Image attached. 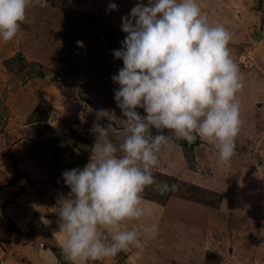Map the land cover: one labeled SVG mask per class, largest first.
Returning <instances> with one entry per match:
<instances>
[{"label": "rangeland", "instance_id": "374dc122", "mask_svg": "<svg viewBox=\"0 0 264 264\" xmlns=\"http://www.w3.org/2000/svg\"><path fill=\"white\" fill-rule=\"evenodd\" d=\"M102 1L39 0L28 8L27 19L13 41L0 38V234L9 231L17 234L14 237H24L15 243L17 264H40L33 252H27L25 246L30 244L27 237H37V241L33 240L37 246L44 237H54L53 233L59 232V197H67L70 192L62 173L87 165L96 142L93 132L96 112L102 106L111 112L116 108L107 105L119 87L112 76L124 66L113 55V50L121 48L119 41L107 43L112 52L104 44L87 51L75 49L73 43H68L71 37L62 40L63 35L56 37L55 31L62 29V34L70 25V11L84 21L87 29V24L95 19L91 15L93 10ZM197 3L205 13L213 8L215 19L232 22L243 15L242 21L248 20L250 27L255 26L252 36L259 28L262 34L258 41L264 39V0H197ZM83 36L88 38L87 34ZM114 37L117 36L113 33ZM45 45L50 46V53H46ZM257 47V51L250 53L251 57L264 61V42ZM81 101L83 106L79 105ZM115 115L124 119L120 108ZM9 118L16 122L8 128ZM116 123L117 129H122L121 122ZM244 132L241 129L239 136ZM173 143L172 150L162 156L160 166L153 173L158 181L176 184L178 189L162 195L149 188L144 198L155 202L157 207L167 206L175 199L198 203L214 211L231 210L240 191V197L253 205V233L242 237L244 233L237 231V236L228 237L208 218L212 223L206 221V226H202L204 242L190 238L198 247L191 251L189 239L173 237L177 229L161 216L146 221L157 223L159 233L153 239L143 238L142 248L133 246L114 258L90 264H264V182L250 174H241L242 161L232 158L230 165H221L214 146L199 138L191 146L175 137ZM263 164L258 166L261 172H264ZM17 176L20 177L15 180ZM216 182L228 183L235 191L208 187L221 185L215 186ZM9 216L19 218L21 224L14 228L12 220L7 219ZM11 242L5 240L6 244ZM58 242L53 247L52 242L45 240L41 248L65 264ZM21 243L23 248L19 246Z\"/></svg>", "mask_w": 264, "mask_h": 264}, {"label": "clouds", "instance_id": "9594fccd", "mask_svg": "<svg viewBox=\"0 0 264 264\" xmlns=\"http://www.w3.org/2000/svg\"><path fill=\"white\" fill-rule=\"evenodd\" d=\"M33 3L39 0H0V38L17 37ZM121 20L126 35L113 55L124 66L112 80L124 119L98 110L89 162L62 173L70 192L59 197V232L53 236L60 237L69 264L106 261L158 235V224L146 223L157 205L143 194L178 189L153 173L172 150L173 137L214 146L227 166L242 128L238 94L244 77L229 48L233 34L211 24L197 0H140Z\"/></svg>", "mask_w": 264, "mask_h": 264}, {"label": "crops", "instance_id": "0c3cea01", "mask_svg": "<svg viewBox=\"0 0 264 264\" xmlns=\"http://www.w3.org/2000/svg\"><path fill=\"white\" fill-rule=\"evenodd\" d=\"M139 2L140 0H103L102 4L99 7H97L96 10H93L94 14L92 13L91 15H94L95 19L90 21L89 22L90 24H87V29H84V21L80 20V18H77L76 14L70 11L71 13L70 18H72L70 25H68V27L65 28L66 30H64L62 34H61L62 29L57 30L56 28L55 29L57 34L56 37H60V35H63L62 40L67 37H71L68 43H73L74 48L76 46L75 49L79 47L77 45V41H82L84 47H79L81 49H86L88 51L89 48L92 47L101 48V44L102 45L104 44V47H107L112 52L111 48L107 45V43L119 41V45L122 46L121 41H123L126 35L124 32L121 31V24H122L121 17L129 15L130 10L134 7L135 4ZM110 3H115L118 6L117 10L109 9L108 6ZM143 3L147 5L148 0H143ZM213 13H214L213 8H208L206 14L208 16L209 22L213 25L215 24L223 25L228 31H230L233 34V40L230 43L229 48L235 60H237V57L240 56L239 58L240 62L237 61L236 62L238 63L240 67V71L244 77V88L242 92L238 94V98L241 105L240 118L243 122L242 123L243 126L241 129H245V132L242 133L240 136L238 135V137L236 138L237 147L233 158L238 162L242 161L244 163V166L239 170L241 171V174H250L260 179L262 182H264V172H261L260 168H258V166L259 167L262 166V163L264 162V61H262L261 58L257 59L256 61V59L254 60L251 57L252 54H250L253 53L254 51H257V48L259 47V46L257 47V45L264 42L263 38L262 40L260 39V41H258L259 38L261 37L262 32L258 28L257 29L258 31L257 32L255 31V33H253L255 36H252V31L256 30L255 26L250 27V25H248L249 23L247 22L248 20L245 22L242 21L244 20L243 15H241V17H239V19H236L235 21L228 22L220 18L215 19ZM60 21L62 23V20ZM65 23L66 22L64 20L63 24ZM67 31L69 32L66 33ZM71 32L73 33V36ZM113 33L114 36L117 37L113 38ZM86 34L88 35L89 39L83 36ZM95 35L99 37H95ZM49 36L52 37V34L50 33ZM45 47H46V53L47 51L50 53L49 51L50 46L48 47L47 45H45ZM45 56L48 57V55ZM78 56H80V53L78 54ZM60 58H62V56ZM251 58L252 61L249 60ZM248 61H250L251 63L249 64ZM244 62H246V64H243ZM80 98H78L79 101ZM85 101H87V99H85ZM82 103H83L82 101L81 103L79 102V105L83 106ZM107 106L116 107L115 110L112 111L114 112V114L115 112H117V108H119L117 106L115 99H113V101ZM101 108L103 109V106ZM138 110L140 111L141 115H146V113L143 112V109H138ZM12 112L15 113L16 111L14 110ZM8 115H9L8 112H6L5 117L7 118ZM116 117L119 116L116 115ZM15 122L16 120H14L13 118H9L7 123L8 128L10 125L15 124ZM100 123L104 126L107 125L106 120H101ZM115 125H117L116 122ZM188 144L191 146L193 143H188ZM205 144L206 143H204V145ZM215 162L217 161L215 160ZM210 164H214V163L210 162ZM239 178L242 180L241 175L239 176ZM19 182L22 181L20 180ZM215 186H219V187H214L210 184L208 185V187L210 188L222 187V190L225 191H232V190L235 191V188L231 190V185L228 183L216 182ZM247 191L249 192L248 188ZM234 200L236 201L234 205L231 206L232 208L231 210L223 208V210L214 211L213 209H205L202 206H200L198 203L195 204L193 202H189L185 200L178 201L173 199L167 204V206H158L156 208V215L153 217V219L157 220L158 217L162 216V218H164L166 222H169L168 223L169 225H174L175 228L177 229V233L176 236L173 237H179L180 239L182 237L185 241H188L189 239V241L191 242L190 243L191 251L192 250L195 251L197 250L198 247L196 244H193L195 242L190 238L197 237V240L204 242L203 237L205 235H203L202 226L204 227L206 226L204 225V223L206 224V221L209 223L215 222L218 228L221 227L220 229L222 231V235L225 234L228 237L237 236L236 235L237 231L244 233V235L242 234V237H247L250 232L253 233L254 225L251 219L252 218L251 211L253 208L252 203L250 201L248 202L247 199L241 198L240 191L237 194V196H235ZM7 219L12 220L14 228H17L16 226L17 224H21L18 220L19 218L16 219L14 216L11 217L9 216V218ZM193 222L194 223L197 222V225H194ZM174 226H172V228ZM14 234L15 233H11L9 231H4L1 232L0 234L1 245L5 249L3 250L2 247H0V264L1 261L2 262L5 261L4 262L5 264H17L14 262V255L16 252L15 250H17L14 248L16 246L15 243L17 241L24 239V237H14L15 235H17ZM36 238L37 237H27V240L30 242V244L25 246L28 249L27 252H33L32 254L33 257L38 262H40V264H61L60 261L55 256H53L54 259L52 256L50 257L43 256L42 252H48V250H44L41 248V245H45L43 243L45 242V240L47 242H52L50 243L51 246L57 247V245H59L58 241L60 240L59 236L44 237L43 238L44 240L37 243L38 244L37 246L35 244L36 242L35 243L33 242V240H35ZM5 240H11L12 242L6 244ZM33 243L35 245L34 248L32 246ZM19 246L23 248L24 245H22L21 243ZM184 252L185 254L183 255V258H186L187 253L186 251ZM44 258L46 262L44 260L43 263Z\"/></svg>", "mask_w": 264, "mask_h": 264}, {"label": "trees", "instance_id": "16d2710c", "mask_svg": "<svg viewBox=\"0 0 264 264\" xmlns=\"http://www.w3.org/2000/svg\"><path fill=\"white\" fill-rule=\"evenodd\" d=\"M20 176L15 177V180H17ZM65 264H69L68 261L65 262Z\"/></svg>", "mask_w": 264, "mask_h": 264}, {"label": "built area", "instance_id": "2783aa9c", "mask_svg": "<svg viewBox=\"0 0 264 264\" xmlns=\"http://www.w3.org/2000/svg\"><path fill=\"white\" fill-rule=\"evenodd\" d=\"M249 60L252 61V59H249ZM250 61H248L249 64L251 63ZM243 64H246V63L244 62ZM1 264H5V263L4 262H1Z\"/></svg>", "mask_w": 264, "mask_h": 264}, {"label": "water", "instance_id": "95a60500", "mask_svg": "<svg viewBox=\"0 0 264 264\" xmlns=\"http://www.w3.org/2000/svg\"><path fill=\"white\" fill-rule=\"evenodd\" d=\"M89 102V101H88Z\"/></svg>", "mask_w": 264, "mask_h": 264}]
</instances>
